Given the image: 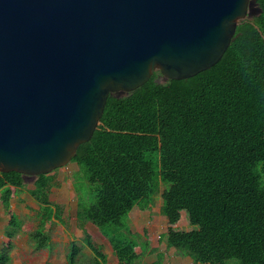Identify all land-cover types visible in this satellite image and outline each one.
Segmentation results:
<instances>
[{
	"label": "trees",
	"instance_id": "trees-1",
	"mask_svg": "<svg viewBox=\"0 0 264 264\" xmlns=\"http://www.w3.org/2000/svg\"><path fill=\"white\" fill-rule=\"evenodd\" d=\"M259 12L238 25L223 58L185 80L163 79L159 71L137 90L110 94L92 139L71 163L78 166L77 219L90 264H106L101 246L85 225L108 239L117 264H142L155 253L133 233L130 213L152 210L161 186V213L169 222L159 238L193 264H264V0ZM26 176L0 173V204L9 213L0 264H10L18 216L11 200ZM54 176L40 175L29 191L40 205L41 222L30 233L36 249L50 243L47 222L61 219L49 201ZM185 212L191 231L173 226ZM140 250V252H138ZM72 243L67 264H79Z\"/></svg>",
	"mask_w": 264,
	"mask_h": 264
},
{
	"label": "water",
	"instance_id": "water-1",
	"mask_svg": "<svg viewBox=\"0 0 264 264\" xmlns=\"http://www.w3.org/2000/svg\"><path fill=\"white\" fill-rule=\"evenodd\" d=\"M256 0H0V173L66 167L110 94L215 66Z\"/></svg>",
	"mask_w": 264,
	"mask_h": 264
},
{
	"label": "rangeland",
	"instance_id": "rangeland-1",
	"mask_svg": "<svg viewBox=\"0 0 264 264\" xmlns=\"http://www.w3.org/2000/svg\"><path fill=\"white\" fill-rule=\"evenodd\" d=\"M54 186L51 189L49 201L53 205H58L61 208V219L47 222L45 232L50 235V243L44 249H36L34 242L30 238V233L36 231L40 226L41 215L40 205L31 197L29 191L34 188L33 182L35 179L26 178L25 186L20 191L18 196L11 200V210L18 216L20 220V228L15 231V237L12 240L13 249L10 252V264H67L68 255L72 243L75 242L81 248L79 256V264H90L94 258L91 250L84 245L83 238L85 233L77 219L78 209V188L80 185L78 176L80 175L79 168L76 164L70 163L66 167L55 170ZM169 186L162 185L159 195L155 199V209L146 210L143 217L146 221H141L139 226L136 225L134 214L131 215L130 228L133 232H140L143 228L147 229V240L149 248H158L161 264H186L184 259L174 250H167L165 242H157L160 231H164L165 225L162 227V219L166 217L160 213L162 205V193ZM134 212L137 214L142 212L138 207H135ZM159 218L157 225L150 224L154 222V218ZM11 217L5 211V208L0 204V246L2 247L8 242L6 232ZM149 223V226L146 225ZM178 230L191 231L193 228L189 224V219L186 213L181 214V220L178 223ZM94 244L101 246L102 252L106 254L107 264H116V259L113 255V249L108 241L97 228L91 223L85 225ZM162 228V229H161ZM175 229V227H173ZM177 228V227H176ZM167 232V229H166ZM143 235V233H142ZM144 237V238H145ZM143 238V239H144ZM146 240V238H145ZM158 253V254H159ZM157 259L156 254L149 256L142 261V264H152Z\"/></svg>",
	"mask_w": 264,
	"mask_h": 264
},
{
	"label": "crops",
	"instance_id": "crops-1",
	"mask_svg": "<svg viewBox=\"0 0 264 264\" xmlns=\"http://www.w3.org/2000/svg\"><path fill=\"white\" fill-rule=\"evenodd\" d=\"M156 205V204H155ZM137 207V206H136ZM161 207H162V205H161ZM161 207H160V210H161ZM139 208V207H138ZM140 209V208H139ZM153 209H155V207L153 208ZM134 210V209H133ZM132 210V212L130 213V219H129V226H130V220H131V215L132 214H134V218L136 219V225L137 226H139V225H141V224H139L141 221H146L145 220V218L143 217V214L145 213V211H142V212H139L138 214L136 213V212H134ZM160 213H161V211H160ZM183 213V212H182ZM181 213V214H182ZM185 213V212H184ZM188 217V216H187ZM158 220H159V218L157 217V216H155V218H154V222H150V224H154L155 225V227H156V225H157V222H158ZM162 222H163V225H162V227L165 225V228L167 229V232H168V229H169V222H168V220H167V218H166V220L163 218L162 219V221H161V224H162ZM146 225H148L149 226V223H147ZM178 224L177 225H175V226H173V227H175V230L176 231H180V230H178ZM177 227V228H176ZM157 228V227H156ZM193 228V227H192ZM131 229V228H130ZM162 229V228H161ZM166 229L164 230V231H160V235L158 236V238H157V242H159V238H160V236H162V235H164V234H166L167 232H166ZM132 231V230H131ZM133 232V231H132ZM133 233H138V234H141L142 235V233H143V236L144 235H146L147 234V229H145V228H143L140 232L138 231V232H133ZM145 238H146V240H145ZM142 241L143 242H148V240H147V237H145ZM165 242V245H166V241H163V242H161V243H164ZM160 243V242H159ZM148 244H149V242H148ZM166 248H167V245H166ZM151 250H154L155 251V253H153V254H156V257H157V259L158 260H156L155 262H153L152 264H161L160 263V255H162L161 253H159L158 252V248H152ZM167 250H174L175 252H176V250L175 249H168L167 248ZM138 252H140V250L138 251ZM159 253V254H158ZM180 257L179 258H181V259H184L187 263L186 264H193V260H192V258L191 257H189V256H182V255H180L178 252H176ZM153 254H150V253H148V255H146L147 257H149V256H152ZM106 255V254H105ZM113 255H114V252H113ZM146 256L144 257V259L146 258ZM115 257V256H114ZM162 257H163V255H162ZM107 262H108V259H107ZM107 264V263H106ZM116 264H117V261H116Z\"/></svg>",
	"mask_w": 264,
	"mask_h": 264
}]
</instances>
